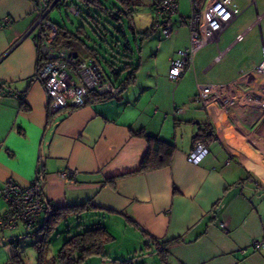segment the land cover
Instances as JSON below:
<instances>
[{
	"label": "crops",
	"instance_id": "obj_1",
	"mask_svg": "<svg viewBox=\"0 0 264 264\" xmlns=\"http://www.w3.org/2000/svg\"><path fill=\"white\" fill-rule=\"evenodd\" d=\"M154 1L139 3L153 12ZM178 8L170 35L157 27L141 42L139 53L157 36L155 53L137 60L131 85L48 117L46 91L34 78L38 50L31 28L38 13L30 0H0V188L7 178L29 184L40 167L43 196L53 209L85 205L78 215L108 216L113 239L104 253L116 238L111 225H119L161 264H264V73L257 70L264 42L250 59L228 56L252 22L219 49L236 17L217 43L194 53L191 70L172 79L170 61L189 45L188 15ZM198 85L221 86L232 102L202 106ZM201 129L208 153L190 163L186 157ZM138 131L174 145L168 166L137 171L147 151ZM5 209L0 196V214ZM71 216L77 215L70 211L62 220ZM43 222L41 214L35 226ZM20 227L0 229V240L21 235ZM173 239L180 240L159 255L156 242ZM93 257L119 261L106 253Z\"/></svg>",
	"mask_w": 264,
	"mask_h": 264
},
{
	"label": "built area",
	"instance_id": "obj_2",
	"mask_svg": "<svg viewBox=\"0 0 264 264\" xmlns=\"http://www.w3.org/2000/svg\"><path fill=\"white\" fill-rule=\"evenodd\" d=\"M30 1L38 13L31 28L35 31L33 41L39 56H42L37 60L34 78L44 86L47 110L53 114L80 107L85 104L88 90L97 93H117L120 87L111 83L97 62L93 59H81L74 50L57 46V26L48 19V15L62 0ZM189 5L190 14L185 19L189 45L177 49L170 61L169 76L176 80L193 68L194 53L210 43H217L219 34L239 13L235 0H204L201 4L197 0H189ZM177 8L178 0H155L153 3L156 16L154 22L156 26H160V22L163 21L160 28L164 36L170 35L173 31L170 17L176 13ZM71 11L78 13L75 7H71ZM243 35L244 33L238 34L235 42L242 40ZM220 56L221 53L217 58ZM257 70L264 73V50ZM198 86L196 99L202 106L215 100L232 102L231 98L223 93L221 86ZM207 153L206 143L199 140L195 142L186 159L190 163H198ZM0 196L6 205L5 211L0 214V229H13L19 225L31 229L40 215L50 210V207L48 209L45 207L40 167L27 185L18 184L14 179L7 178L0 188ZM253 245L258 248L261 242L256 240Z\"/></svg>",
	"mask_w": 264,
	"mask_h": 264
},
{
	"label": "rangeland",
	"instance_id": "obj_3",
	"mask_svg": "<svg viewBox=\"0 0 264 264\" xmlns=\"http://www.w3.org/2000/svg\"><path fill=\"white\" fill-rule=\"evenodd\" d=\"M113 1H115L118 7H121L116 0H102L104 6L108 7H110ZM197 1L201 4L204 0ZM235 2L239 11L237 19L223 31L218 48H223L222 43L224 40L232 42L236 32L242 31L248 24L255 22L251 30L244 34L243 40L239 44L230 47L231 51L228 54V56H233L235 59L237 56L238 58L241 56L242 59H250V56H254L258 52L261 54L260 45L261 42H264V0H235ZM178 5V10L184 16L190 14L189 0H178ZM71 7H75L79 12H72ZM133 7L135 9L133 10V20L136 30L142 31L150 27L153 24L152 17L154 11L152 12L148 6L140 4L139 0L135 1ZM48 19L54 24L72 32H77L79 29L83 30L85 32L83 35L85 41L88 45L98 50L99 55L97 56V60L102 65L107 76H111L110 69L105 63V60H112L110 54L113 53L110 49V44L116 40L124 43L122 35L118 30H124L130 44L133 47L135 46L126 18L117 20L111 17L108 12L87 4L82 0H62L60 4L50 11ZM157 42L156 35L152 36L149 41H145L142 44V53H134V62L137 63V60L141 56L145 59L151 57L155 53ZM214 47L212 45L210 49L214 50L216 48ZM207 48L201 50L200 53L206 51ZM219 49L216 48L214 51L217 53ZM80 55L83 58H89L84 53ZM213 71L211 70L207 76L213 75ZM106 218L96 217L95 212L89 211L82 215L71 216L66 220H62L50 234L46 251L44 250L41 253H39L37 241L43 240V237L40 233H36L38 226L25 230L23 227H20L21 235H17L14 239L5 236L2 241L0 240V264H40V255L44 257L43 264H61L57 256L63 242L68 237L93 228L98 224L107 226L108 222ZM111 226L116 238L115 241L106 246L105 253L110 255L112 259H118L119 261L103 263L102 258L93 257L86 261V264H161L156 253L151 254L152 252L145 247L143 242H135L133 237L121 226ZM134 250H137V253H134Z\"/></svg>",
	"mask_w": 264,
	"mask_h": 264
},
{
	"label": "trees",
	"instance_id": "obj_4",
	"mask_svg": "<svg viewBox=\"0 0 264 264\" xmlns=\"http://www.w3.org/2000/svg\"><path fill=\"white\" fill-rule=\"evenodd\" d=\"M82 1L108 12L111 17L117 20L121 18L122 19L126 18L128 28L131 31L132 39L135 43V46L133 47L132 44H130V42L128 41V36L124 32V30H118V32L122 35L124 43H122L120 40H116L113 41L112 44H110V49L113 53L110 54L112 60L110 61L105 60V63L108 65V68L110 69L111 76H107L106 74L105 75L109 78L111 83H113L115 86H119L120 90L114 94L108 92L97 93L94 90H88L85 98V103H86L90 101L107 99L125 90L129 85H131L134 82L135 73L138 68V65L134 62L133 55L135 52L139 53L141 42L145 38H147L152 32H154L155 28L160 27L163 21L160 22V26H156L155 22L153 21L152 26L142 31H138L136 30L133 20L134 19L133 10H135L133 6L135 5L136 0H116L121 7H118L115 1L111 3L110 7L104 6L102 0H82ZM104 1H108V0H104ZM153 17L155 20L156 19L155 14ZM56 26H57L56 44L58 47L70 48L74 50L77 56L81 59H86L80 55L81 53L88 55L89 58L87 59H93L95 62H97V64L101 67V69L105 73L104 69L102 68V65L97 60V56L99 55L98 50L88 45V43L85 41L83 37L85 33L83 30L79 29L77 30V32H72L62 26H58V25ZM41 57L42 56L40 55L38 58L41 59ZM57 113H53V114H57ZM53 114L48 112V117H51ZM134 135L144 138L147 143V151L142 157L137 171L158 169L161 167L168 166L170 164L171 154L173 152L174 145L164 140H161L157 137H151L147 135L144 131L134 132ZM205 138H206V129H201V132L199 133V137L196 139L195 142L199 140L200 141L203 140L204 142ZM40 172H41V179L43 181L44 173L42 170H40ZM221 201L222 198L219 199V201H217V203L212 209L213 211L221 203ZM48 205L49 203L46 202L45 207L47 209L48 207H50V210L49 211L47 210L43 213L44 222L36 232V233H40L43 237V240L37 241L38 242L37 246L40 250L39 253L43 252L44 250L46 251L48 238L50 234L55 230L58 223L62 221V217H64V215L67 212L72 211V213L78 216V214H80L82 211L85 210L84 208L85 205H80L73 208L71 207V208H55V209H53L52 206H48ZM112 239L113 236L107 231L105 226L98 224L93 228L86 229L80 233L68 237L63 242V245L59 249L57 259L61 264H85V262L91 256L104 257L105 256L104 246L107 242L111 241ZM179 240L180 239H173L171 241H168L167 243L165 241L162 242L155 241L158 248L157 250L159 251L158 254L164 255L165 247L168 244L177 242ZM40 260H41L40 264H43L42 261L44 260V257H42L41 255H40Z\"/></svg>",
	"mask_w": 264,
	"mask_h": 264
},
{
	"label": "bare ground",
	"instance_id": "obj_5",
	"mask_svg": "<svg viewBox=\"0 0 264 264\" xmlns=\"http://www.w3.org/2000/svg\"><path fill=\"white\" fill-rule=\"evenodd\" d=\"M208 149V148H207Z\"/></svg>",
	"mask_w": 264,
	"mask_h": 264
}]
</instances>
